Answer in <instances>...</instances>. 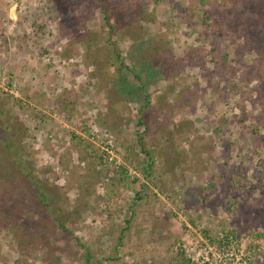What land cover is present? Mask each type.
Here are the masks:
<instances>
[{
    "label": "rangeland",
    "instance_id": "rangeland-1",
    "mask_svg": "<svg viewBox=\"0 0 264 264\" xmlns=\"http://www.w3.org/2000/svg\"><path fill=\"white\" fill-rule=\"evenodd\" d=\"M144 1L149 18L119 35L105 11L137 0H0V264H187L221 235L264 264V0ZM149 45L173 67L150 76L147 103L106 56ZM14 132L70 223L38 217L50 254L7 224L6 205L34 194Z\"/></svg>",
    "mask_w": 264,
    "mask_h": 264
},
{
    "label": "trees",
    "instance_id": "trees-1",
    "mask_svg": "<svg viewBox=\"0 0 264 264\" xmlns=\"http://www.w3.org/2000/svg\"><path fill=\"white\" fill-rule=\"evenodd\" d=\"M131 5L133 4H129L128 7L124 6L122 9L119 7L117 9L110 7V9L105 11L106 22L111 26V29L114 32H118L119 35H121L122 31V18L129 20L133 17L134 12L137 14L138 17L136 18L139 20H141V18H149L150 13L148 10V3L144 0H137L136 5ZM120 12L122 14L121 17ZM137 38V34L133 35V40H137ZM144 51L145 53L139 56L131 55L130 59L132 62L126 63L122 52L119 49H114L111 54L106 56V64L116 67L119 80L126 93L125 96L131 97V94L145 93V100L149 103L150 94L148 92V85L150 83V76L153 75L154 72H156V74L169 72L171 67H173V63L164 60L162 56L164 51H162L159 45L145 46ZM131 75L139 81L138 85L130 84L132 82L130 80ZM8 120L11 121L10 118H8ZM140 122H143L142 118L140 119ZM146 123L147 122L145 121L144 124L146 125ZM14 137H19V135L16 132L11 133V136L9 137L10 141L7 142V148L11 156L15 158L28 183L34 189V194L29 197L33 202L29 205L30 209L28 208V210L24 204H21L23 206L21 209H17L16 203L6 205V219L9 220L7 224H9L14 236L22 241L20 242L21 245L19 247L29 244H39L40 246L45 247V250L50 254L54 250L55 245L47 235V230L44 225L38 222V217L46 218L49 222H54V224L60 227L63 231H68V225L70 223L69 220L66 219L68 218L67 213L58 205L59 200L55 191L42 183V180L38 176L33 165H27V162L23 163L22 148H14V146L20 141L17 142V139ZM11 145L15 150L9 148ZM150 154L151 153L149 152V155ZM122 170L125 171L126 169L123 167ZM1 176H4V174H0V177ZM13 187L14 186L9 183V188ZM13 194H15V191ZM17 196L22 197L21 200L24 202V192L18 191ZM25 210H27L26 213H24ZM32 247L35 248V246ZM189 260L190 259L188 258V261L186 262L187 264L189 263ZM86 264H96L92 261V255L90 252H87Z\"/></svg>",
    "mask_w": 264,
    "mask_h": 264
},
{
    "label": "built area",
    "instance_id": "built-area-1",
    "mask_svg": "<svg viewBox=\"0 0 264 264\" xmlns=\"http://www.w3.org/2000/svg\"><path fill=\"white\" fill-rule=\"evenodd\" d=\"M221 236L222 237L218 239V242L214 244L209 243L208 240H205L201 237V239L206 242L207 246L210 245V248L214 250V252H212V257L216 256L217 258H219V260L217 261L213 260V258L209 256H203V258L201 257L194 258L193 256H191L188 264H248L246 258L243 259L242 257L233 255L231 253L230 251L231 248H235V244H237V242L232 240V238L227 237L224 239L223 235ZM224 252H226V254L229 256L230 262H223L222 259L220 258V254ZM230 254L232 256H235L233 257L234 258L233 263H231L232 258L230 257Z\"/></svg>",
    "mask_w": 264,
    "mask_h": 264
}]
</instances>
